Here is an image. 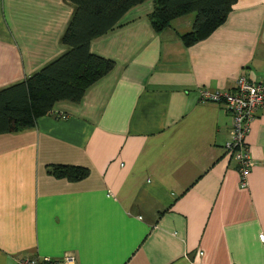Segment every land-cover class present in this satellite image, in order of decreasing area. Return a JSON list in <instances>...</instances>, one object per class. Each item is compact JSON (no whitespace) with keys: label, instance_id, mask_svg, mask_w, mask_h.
<instances>
[{"label":"crops","instance_id":"obj_1","mask_svg":"<svg viewBox=\"0 0 264 264\" xmlns=\"http://www.w3.org/2000/svg\"><path fill=\"white\" fill-rule=\"evenodd\" d=\"M153 1L90 43L114 69L78 104L0 135V264L73 254L79 264H264V109L248 125L241 187L232 120L201 90L264 86V0H236L186 47L193 18L156 33ZM68 0H0V89L59 57ZM187 17V18H186ZM48 165L85 167L78 182Z\"/></svg>","mask_w":264,"mask_h":264},{"label":"trees","instance_id":"obj_2","mask_svg":"<svg viewBox=\"0 0 264 264\" xmlns=\"http://www.w3.org/2000/svg\"><path fill=\"white\" fill-rule=\"evenodd\" d=\"M146 0H68L73 13L61 37L65 51L39 71L0 89V135L26 131L37 118L53 113L56 104H78L87 89L114 69V61L90 51L92 40L116 28L125 13ZM147 18L154 32L193 14L191 30L180 35L186 47L208 37L226 19L236 0H152ZM55 179L78 182L89 170L70 165H48Z\"/></svg>","mask_w":264,"mask_h":264},{"label":"built area","instance_id":"obj_3","mask_svg":"<svg viewBox=\"0 0 264 264\" xmlns=\"http://www.w3.org/2000/svg\"><path fill=\"white\" fill-rule=\"evenodd\" d=\"M201 102L223 104L232 120V135L226 145L237 162L240 175V186H246V180L252 166L249 151L245 145V135L249 123L252 121L257 109H264L263 83H251L245 77L237 78L233 91H207L201 90ZM261 242L264 236L260 235ZM17 264H79L73 254H66L58 259L53 258H19Z\"/></svg>","mask_w":264,"mask_h":264},{"label":"rangeland","instance_id":"obj_4","mask_svg":"<svg viewBox=\"0 0 264 264\" xmlns=\"http://www.w3.org/2000/svg\"><path fill=\"white\" fill-rule=\"evenodd\" d=\"M187 17H188V18H193V14H189V15H187ZM187 17H186V18H187Z\"/></svg>","mask_w":264,"mask_h":264}]
</instances>
